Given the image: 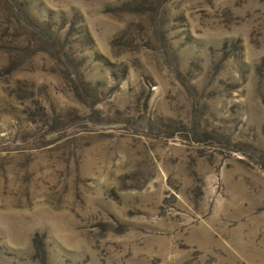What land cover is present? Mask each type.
<instances>
[{"label": "rangeland", "instance_id": "rangeland-1", "mask_svg": "<svg viewBox=\"0 0 264 264\" xmlns=\"http://www.w3.org/2000/svg\"><path fill=\"white\" fill-rule=\"evenodd\" d=\"M0 264H264V0H0Z\"/></svg>", "mask_w": 264, "mask_h": 264}]
</instances>
